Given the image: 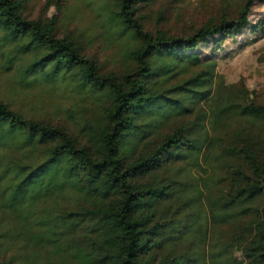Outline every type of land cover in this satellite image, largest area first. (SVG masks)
<instances>
[{
    "label": "trees",
    "instance_id": "trees-1",
    "mask_svg": "<svg viewBox=\"0 0 264 264\" xmlns=\"http://www.w3.org/2000/svg\"><path fill=\"white\" fill-rule=\"evenodd\" d=\"M86 1L118 72L0 0V70L86 102L53 123L0 99V264H264V106L216 71L264 39V0L173 35L155 0Z\"/></svg>",
    "mask_w": 264,
    "mask_h": 264
},
{
    "label": "rangeland",
    "instance_id": "rangeland-1",
    "mask_svg": "<svg viewBox=\"0 0 264 264\" xmlns=\"http://www.w3.org/2000/svg\"><path fill=\"white\" fill-rule=\"evenodd\" d=\"M243 0H155L142 9L146 29L157 28L173 34H189L214 19L226 14L235 16ZM29 18H52L60 35H73L82 44L83 50L97 58L104 70L119 71L123 67L120 55L124 42L107 39L103 34L101 17L86 0H25ZM251 19L264 17V5L254 11ZM229 49L235 54L217 67L226 85L235 89L254 92V102L264 106V62L258 58L264 49V39L249 49H237V42H230ZM122 69V68H121ZM0 99L28 115L43 118L53 123H65L66 113L74 107H84L80 97L60 88L42 86L24 89L14 77L0 70ZM83 110V108H82ZM67 121V120H66ZM69 121H67L68 123Z\"/></svg>",
    "mask_w": 264,
    "mask_h": 264
}]
</instances>
